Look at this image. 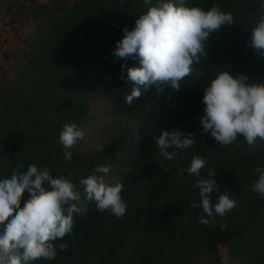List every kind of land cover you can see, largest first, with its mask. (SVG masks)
Returning <instances> with one entry per match:
<instances>
[{"label": "trees", "instance_id": "trees-1", "mask_svg": "<svg viewBox=\"0 0 264 264\" xmlns=\"http://www.w3.org/2000/svg\"><path fill=\"white\" fill-rule=\"evenodd\" d=\"M157 2L77 0L69 7L55 0L39 8L28 2L37 27L43 28L24 41L12 84H2L0 77V179L9 177L17 163L23 165L20 171L35 164L50 168L54 177L71 179L80 189L82 177L96 167L111 166L104 178L108 184L124 185L127 204L126 215L117 219L98 212L94 201H85L82 207L87 212L73 214L75 240L56 241L69 243V248L59 251L54 260L33 264H195L200 254L217 253L221 245L264 264V198L251 190L254 168L264 167V141L249 147L238 137L236 143L222 147L210 133H203L200 123L203 89L217 73L226 70L233 77L247 76L250 84L264 82V55L249 46L252 27L264 9L256 0H184L205 10L218 4L233 13L236 23L223 26L205 41L206 60L201 58L203 62L196 65L204 69L201 77L181 81L178 91L168 86L159 97L154 88L142 89L141 97L129 107L125 97L133 85L126 79L127 69L138 67L139 61L120 59L113 50L124 36L123 29L132 30L139 16ZM98 98L136 126L115 128L98 155L72 154L69 163L64 151L46 137L45 128L54 136L65 123H87ZM173 129L206 142L200 149L176 150V159L166 160L155 139L161 130ZM137 132L139 139L134 136ZM197 154L208 161L201 176L208 169L216 170L213 179L219 193L210 194L212 203L225 190L241 201L242 189H249L248 199L243 200L247 210L223 226L215 225L219 216L207 217L201 207H191L193 201L200 202L199 190L193 187L196 177L178 173V166L187 167ZM200 217L209 222L200 223Z\"/></svg>", "mask_w": 264, "mask_h": 264}, {"label": "clouds", "instance_id": "clouds-1", "mask_svg": "<svg viewBox=\"0 0 264 264\" xmlns=\"http://www.w3.org/2000/svg\"><path fill=\"white\" fill-rule=\"evenodd\" d=\"M123 2V0H122ZM264 9V0H256ZM151 4V0H144ZM249 22L254 17L249 14ZM236 23L232 12L221 10L218 4L205 10L199 6H188L184 0H158L155 6L139 16L132 30L124 28L122 40L116 43L113 55L127 60L138 58L139 66L127 69V81L133 87L125 97L131 107L134 100L142 95V89L155 90L159 97L166 87L175 91L180 82L195 75L201 77L203 68H197L206 60L205 41L210 34L223 26ZM249 46L264 55V15L252 27ZM248 77H233L224 70L211 79L203 89L204 115L200 118L203 133H210L216 144L227 147L243 137L249 147L264 141V82L248 83ZM156 102H154L156 108ZM151 110V105L146 106ZM134 136L139 139V133ZM192 133L179 130H161L156 135L155 144L164 159H176V150L190 149L194 146ZM84 131L76 123H65L59 133V142L64 149V159L72 160V151ZM97 150L104 146L97 144ZM173 149V151H169ZM208 161L201 155H193L187 167L178 166V173L196 177L193 187L199 190L200 202L191 203L193 209L201 207L207 217H224L236 206L237 201L225 190L212 203L210 194L219 193L218 184L213 179L216 170L208 169L201 176ZM17 163L9 177L0 179V264H33L35 261H51L59 251H66L69 243L65 237L75 240L73 232L74 213L87 212L85 201L95 202L100 213L109 212L117 219L127 213L123 199L124 185L117 181L108 184L104 176L111 166L96 167L92 174L79 180L80 189L71 179L53 176L50 168L29 165L20 171ZM167 171V167L163 166ZM255 178L251 190L264 198V167L254 168ZM102 173L103 175H98ZM131 185V181H129ZM27 196L25 200L24 197ZM23 204V206H21ZM67 205L65 208L64 206ZM199 222L207 224L204 217Z\"/></svg>", "mask_w": 264, "mask_h": 264}, {"label": "rangeland", "instance_id": "rangeland-1", "mask_svg": "<svg viewBox=\"0 0 264 264\" xmlns=\"http://www.w3.org/2000/svg\"><path fill=\"white\" fill-rule=\"evenodd\" d=\"M29 1V0H28ZM66 6L73 5L77 0H60ZM37 23H32L31 20L25 22L22 27V34L25 35L26 38L32 39L36 34L38 29L43 27H37ZM21 48V49H20ZM25 51V46L20 42L19 44L15 43L12 49V46L9 48V52H5L0 54V73L7 74L5 78L3 75L1 77L2 84L5 82H9V85L12 84L15 77H17L18 68H19V60L22 52ZM92 111V119H90L87 123H82L79 127L84 131V138L79 140L74 148L71 149L72 154L79 155H98L97 144L107 145L110 141V133L118 127L136 126L135 122H133L127 116L114 111L112 106L107 105L104 98H98L97 101H93L91 105ZM46 132L44 134L47 138H50L51 141H54L57 146L63 149V146L59 142V133L62 130V127L59 128L54 136H52L51 131L45 128ZM48 130V131H47ZM59 132V133H58ZM202 142H206L205 140H196L194 139V149H200L203 146ZM243 194L239 195V199L241 201L237 202V206L233 209V212H229L226 216L220 217L216 219V226H223L230 222L232 218H235L241 214H244L245 210H247V195L249 193V189H242ZM247 197V198H246ZM245 200V201H243ZM244 203H243V202ZM250 202V201H249ZM219 252H205L200 254L199 260L195 264H257L256 258L252 256H242V254H236L233 248L230 245H221L219 247Z\"/></svg>", "mask_w": 264, "mask_h": 264}, {"label": "crops", "instance_id": "crops-1", "mask_svg": "<svg viewBox=\"0 0 264 264\" xmlns=\"http://www.w3.org/2000/svg\"><path fill=\"white\" fill-rule=\"evenodd\" d=\"M54 1L55 0H29V4L31 3L36 8H39L42 5L50 4ZM24 4L27 5L26 8H20L21 5H18L16 8L10 9L7 13L8 16L6 20L0 23V54L1 52L2 54L6 51L9 52V48L12 46L13 49L15 43L19 44L21 42L24 45V41L27 40L26 36L22 34V27L25 22L31 20L32 23L36 24L34 17L28 10V2Z\"/></svg>", "mask_w": 264, "mask_h": 264}, {"label": "built area", "instance_id": "built-area-1", "mask_svg": "<svg viewBox=\"0 0 264 264\" xmlns=\"http://www.w3.org/2000/svg\"><path fill=\"white\" fill-rule=\"evenodd\" d=\"M29 2L27 0H0V23H3L8 16L10 9L16 8L18 5Z\"/></svg>", "mask_w": 264, "mask_h": 264}]
</instances>
